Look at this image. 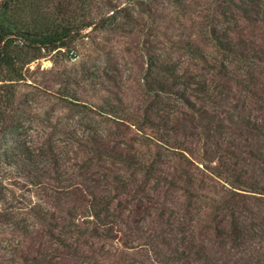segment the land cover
I'll list each match as a JSON object with an SVG mask.
<instances>
[{
    "label": "rangeland",
    "instance_id": "obj_1",
    "mask_svg": "<svg viewBox=\"0 0 264 264\" xmlns=\"http://www.w3.org/2000/svg\"><path fill=\"white\" fill-rule=\"evenodd\" d=\"M220 1L0 0L18 47L74 36L20 80L0 73L1 264H264V0L236 23ZM225 29L235 54L214 47ZM150 57L204 81L206 99L192 93V110L147 92ZM109 107L117 115L98 113ZM22 143L45 150L36 180ZM103 197L107 226L88 213Z\"/></svg>",
    "mask_w": 264,
    "mask_h": 264
},
{
    "label": "trees",
    "instance_id": "obj_2",
    "mask_svg": "<svg viewBox=\"0 0 264 264\" xmlns=\"http://www.w3.org/2000/svg\"><path fill=\"white\" fill-rule=\"evenodd\" d=\"M252 0H221L219 3V10L221 17L228 20L229 23H236L234 20L236 13H241L243 15H248L252 10ZM110 11L115 10V7H110ZM105 23V20L100 23L102 26ZM69 30H61L59 32H46L38 35L35 38L26 39V43L22 47H18L13 44V39L11 38V31L1 23L0 21V73H4V76L9 79V81L20 80L22 79V71L24 65L33 62L38 59H42L46 57L48 53H59L61 48H69L74 40V36L70 34ZM211 38L214 43V47L217 51L226 54H235L238 51H235L237 47L229 41L228 31L225 29L223 33L218 34L215 30L211 33ZM238 54V53H237ZM239 55V54H238ZM148 76L146 77V83L148 84L149 89L147 92L154 93L156 91L165 94L167 96H173L179 101H182L186 104V106H190L192 110H194V104L189 101L192 93L198 92L199 94L204 92V89H207V85L204 81H195L190 78H184L181 74H179L178 69L175 65H168L167 63H160L159 59L156 57H150L148 61ZM27 71V70H26ZM160 76V77H159ZM80 80L76 78L67 77V84L70 83L78 84ZM160 88L154 89V84H157ZM65 84V83H64ZM157 93V92H156ZM202 97V96H201ZM60 99L70 105H75L74 107H78V100L75 99L74 93L68 92L67 89L64 90V93L60 95ZM205 94L203 93L202 101H204ZM0 101L3 102V98H0ZM0 102V103H1ZM2 104V103H1ZM0 107H3V104ZM116 107H109L107 109L102 108L99 111V114L109 115H117ZM23 147L19 150V158L20 163L22 164L23 170L25 171L26 177L31 178V173L29 170L31 169L34 173L35 180L43 176L46 162L45 159V150L42 148L38 149H26L25 145L21 144ZM51 146L49 147V149ZM50 156L55 157L54 152L49 151ZM16 158V157H15ZM7 159V158H6ZM9 159L12 160L10 157ZM56 162V160H55ZM127 162V161H124ZM138 165V170H145V165L141 163V160L136 163ZM152 171V170H150ZM150 171H146V174ZM58 182H60L58 180ZM125 183V182H124ZM122 186H125L122 184ZM123 188V187H122ZM125 188V187H124ZM251 190L254 191L253 188L250 187ZM101 209L90 210L88 213L90 214L93 220L97 222L98 225L107 226L110 223L111 211L109 199L107 197L102 198ZM34 212V211H33ZM33 215V213L31 214ZM88 217V216H87ZM108 220L106 221V219ZM107 222V223H106ZM107 224V225H106ZM11 226L15 229H18V223L13 222ZM231 233L240 234L242 232V226L239 225V222H235L234 219H231V223L229 226ZM244 231L245 228H243ZM59 245L64 244V239H59ZM69 245V244H67ZM66 245V246H67ZM71 248L72 245H69ZM1 261V260H0ZM1 264V263H0Z\"/></svg>",
    "mask_w": 264,
    "mask_h": 264
},
{
    "label": "built area",
    "instance_id": "obj_3",
    "mask_svg": "<svg viewBox=\"0 0 264 264\" xmlns=\"http://www.w3.org/2000/svg\"><path fill=\"white\" fill-rule=\"evenodd\" d=\"M73 54H74L73 52L70 53V55L72 56V58H73V56H74Z\"/></svg>",
    "mask_w": 264,
    "mask_h": 264
}]
</instances>
